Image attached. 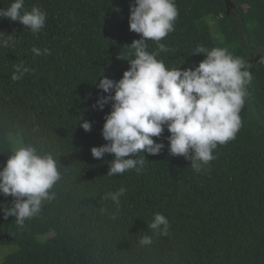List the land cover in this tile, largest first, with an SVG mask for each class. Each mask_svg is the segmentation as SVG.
Here are the masks:
<instances>
[{
  "label": "trees",
  "instance_id": "trees-1",
  "mask_svg": "<svg viewBox=\"0 0 264 264\" xmlns=\"http://www.w3.org/2000/svg\"><path fill=\"white\" fill-rule=\"evenodd\" d=\"M12 2L0 0V8ZM133 3L24 0V11L35 6L46 14L36 34L0 18V40L15 37L0 46V167L16 148L32 145L51 153L61 173L50 190L55 198L22 228L0 211V248H13L0 264H264V0H232L230 12L225 0H175L174 31L146 41L149 53L158 43L167 47L156 59L169 70L197 67L205 58L192 54L198 46L245 61L252 78L235 138L218 144L215 159L197 172L169 154L165 128L153 137L164 149L144 153L141 171L109 176L114 154L96 159L91 148L107 143L101 132L112 102L103 110L94 105L108 95L99 79L118 81L130 67L117 56L134 58L128 46L141 36L129 30ZM18 64L29 71L14 81ZM121 187L117 207L105 197ZM13 200L0 194L6 207ZM157 213L169 222L167 235L149 227ZM144 235L150 245L139 243Z\"/></svg>",
  "mask_w": 264,
  "mask_h": 264
},
{
  "label": "clouds",
  "instance_id": "clouds-1",
  "mask_svg": "<svg viewBox=\"0 0 264 264\" xmlns=\"http://www.w3.org/2000/svg\"><path fill=\"white\" fill-rule=\"evenodd\" d=\"M23 8L24 0H14L8 8H0V18L19 21L34 34L38 33L45 26L46 14L35 6L30 11ZM178 14L175 0H134L130 4L129 30L141 36L128 46L134 58L117 56L128 60L130 67L118 81L99 79L97 87L108 95L100 97L94 105L103 110L112 102L101 132L107 143L91 148L96 159L114 154L109 176L132 169L141 171L146 160L144 153L158 155L164 149V143L153 137L160 138L165 128L170 133L166 138L169 154L185 157L198 172L215 159L213 150L217 145L234 139L242 125L239 113L245 103V86L252 78L244 60L233 57L227 49L209 51L198 46L192 54H205V58L197 67L169 70L163 61L156 59L159 52L168 51L164 44L158 43L155 53L146 50V41L159 42L174 31ZM14 39L7 35L0 40V46L8 47ZM32 52L42 54L36 47ZM43 54L50 52L44 49ZM28 71L18 64L11 79L19 80ZM80 126L86 132L91 131L88 121ZM139 153L143 156L137 159ZM57 163L51 153L40 154L32 145H21L11 152L0 170V194L14 198L12 207L0 204L5 219L14 216L22 228L26 219L40 212L43 201L55 198L50 190L61 179ZM125 191L121 187L105 198L110 197L118 207L119 197ZM149 227L167 235L169 222L157 213ZM139 243L150 245L152 238L144 235Z\"/></svg>",
  "mask_w": 264,
  "mask_h": 264
},
{
  "label": "rangeland",
  "instance_id": "rangeland-1",
  "mask_svg": "<svg viewBox=\"0 0 264 264\" xmlns=\"http://www.w3.org/2000/svg\"><path fill=\"white\" fill-rule=\"evenodd\" d=\"M0 170H2L1 167H0ZM12 251H13V248H11V247H2V248H0V263Z\"/></svg>",
  "mask_w": 264,
  "mask_h": 264
},
{
  "label": "water",
  "instance_id": "water-1",
  "mask_svg": "<svg viewBox=\"0 0 264 264\" xmlns=\"http://www.w3.org/2000/svg\"><path fill=\"white\" fill-rule=\"evenodd\" d=\"M226 4H227V8H228V11L230 12L231 11V8H234V4L232 3V0H225ZM3 238L0 237V241H2Z\"/></svg>",
  "mask_w": 264,
  "mask_h": 264
}]
</instances>
